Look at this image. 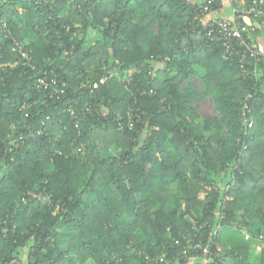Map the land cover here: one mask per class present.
Here are the masks:
<instances>
[{"label": "trees", "instance_id": "obj_1", "mask_svg": "<svg viewBox=\"0 0 264 264\" xmlns=\"http://www.w3.org/2000/svg\"><path fill=\"white\" fill-rule=\"evenodd\" d=\"M200 1L0 0V264L170 260L220 210L222 251L177 264H251L241 232H264V75L245 78L207 41ZM45 70L60 95L35 87ZM204 97L217 114L200 121Z\"/></svg>", "mask_w": 264, "mask_h": 264}, {"label": "built area", "instance_id": "obj_2", "mask_svg": "<svg viewBox=\"0 0 264 264\" xmlns=\"http://www.w3.org/2000/svg\"><path fill=\"white\" fill-rule=\"evenodd\" d=\"M42 1V0H41ZM196 1V0H194ZM218 0H203L200 1L199 6L195 9L194 22H201L202 29L204 30L205 37L208 42L221 43L226 49V53L234 59L239 68L241 75L245 78L248 77H261L264 75V44L259 40L257 33L263 27V24L258 19L264 17V0H244L238 3L233 11V16L230 18L220 17L215 18L211 15L217 10L215 7ZM21 62L26 61L30 67H32V58L28 50L20 49ZM32 69H35L32 67ZM49 70H45L43 75L37 78L34 85L37 89L43 88L45 90L52 89L48 95L53 97L60 95L62 92V83L58 82L55 77H51ZM253 99V95L249 94L246 98V102L243 103V121L249 127L253 126V121L248 118L251 113V107L249 100ZM31 106V103L25 102L22 105L21 110L26 111ZM70 116L77 118L74 105H71L68 109ZM42 134V130L39 131ZM11 143V134L8 136ZM59 140L60 137H57ZM24 138H19L17 143L16 140L12 141V144L19 147V141H23ZM211 191L212 188H209ZM222 202V201H221ZM218 222H214L212 225V231L209 234L208 239H205L203 231H200L205 226L210 225V219L206 220L204 225L198 227L197 230L200 232L196 233L194 237H190L186 240L185 246L177 253V257L168 260L166 255L153 256L147 253L144 254L147 264H177L180 257L187 255L188 251L194 252L196 258L209 257L213 255V248L216 247V252L220 253L222 250L217 246L219 234L223 227V221H225V215L223 210L218 211L216 219ZM245 229V228H244ZM179 243L178 241L176 242ZM257 250L262 253L264 250V232L261 235L260 242L257 246ZM215 252V253H216ZM173 261V262H172ZM225 264H229L226 262Z\"/></svg>", "mask_w": 264, "mask_h": 264}, {"label": "crops", "instance_id": "obj_3", "mask_svg": "<svg viewBox=\"0 0 264 264\" xmlns=\"http://www.w3.org/2000/svg\"><path fill=\"white\" fill-rule=\"evenodd\" d=\"M241 1L244 0H218L219 2V6L217 8V10L211 15L212 17L215 18H220V17H226V18H230L233 16V11L234 9L237 7V5H239L238 3H241ZM259 40L264 44V35L261 34L258 36ZM245 239L248 241L252 240V258H251V264H260V255L261 252H259L257 250V246L259 244L258 241H256L253 237H252V233L249 232H241Z\"/></svg>", "mask_w": 264, "mask_h": 264}, {"label": "rangeland", "instance_id": "obj_4", "mask_svg": "<svg viewBox=\"0 0 264 264\" xmlns=\"http://www.w3.org/2000/svg\"><path fill=\"white\" fill-rule=\"evenodd\" d=\"M24 11V10H23ZM95 32L90 33V37L94 35ZM196 85L199 86V83L196 81ZM195 107L199 113V120L203 121V118H211L217 114L216 106L214 100L211 97L199 98L195 102ZM55 137H60V134L56 131ZM3 173H0V177ZM223 233L220 234V237ZM230 264V263H229Z\"/></svg>", "mask_w": 264, "mask_h": 264}]
</instances>
